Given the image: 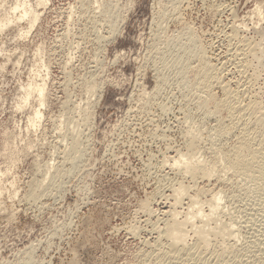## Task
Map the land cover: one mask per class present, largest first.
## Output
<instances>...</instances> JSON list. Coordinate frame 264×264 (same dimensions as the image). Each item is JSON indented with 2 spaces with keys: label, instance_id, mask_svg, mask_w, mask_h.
Instances as JSON below:
<instances>
[{
  "label": "rangeland",
  "instance_id": "rangeland-1",
  "mask_svg": "<svg viewBox=\"0 0 264 264\" xmlns=\"http://www.w3.org/2000/svg\"><path fill=\"white\" fill-rule=\"evenodd\" d=\"M0 26V264H264V184L233 164L264 140V0H0ZM215 195L232 233L170 244Z\"/></svg>",
  "mask_w": 264,
  "mask_h": 264
},
{
  "label": "bare ground",
  "instance_id": "bare-ground-1",
  "mask_svg": "<svg viewBox=\"0 0 264 264\" xmlns=\"http://www.w3.org/2000/svg\"><path fill=\"white\" fill-rule=\"evenodd\" d=\"M16 8V7H15ZM17 9V8H16ZM15 9V10H16ZM14 10V11H15ZM25 13V12H24ZM175 17V16H174ZM8 21H9V19H8ZM3 25H5V24H3ZM1 27V26H0ZM113 31V30H112ZM111 35V34H110ZM259 52V51H258ZM263 52V51H262ZM257 53V52H256ZM201 56H204V55H201ZM262 57V56H261ZM203 58V57H202ZM206 59V58H205ZM257 61V60H256ZM202 62H203V69H208L209 68V64L208 63H206L205 62V60L204 59H202ZM208 62V61H207ZM259 64V63H258ZM262 66V65H261ZM214 67V66H213ZM209 70V69H208ZM205 74H207V73H205L204 72V76H205ZM203 76V77H204ZM257 76V75H256ZM207 78H209V75H208V77ZM206 79V78H205ZM221 79V78H220ZM217 81H219V80H217ZM220 82V81H219ZM222 82V81H221ZM208 84V83H207ZM206 84V85H207ZM225 86H226V84H225ZM92 87V86H91ZM222 87H224V86H222ZM226 88V87H225ZM93 89V88H92ZM38 91H39V93H41V89H38ZM203 92V91H202ZM209 96V95H208ZM235 101V100H234ZM254 105V104H253ZM256 105V104H255ZM40 106H43V105H40ZM216 108H218V107H216ZM238 108V107H237ZM234 109V108H233ZM255 109V108H254ZM260 112V111H259ZM261 120V119H260ZM259 120V121H260ZM240 121V120H239ZM254 122V121H253ZM261 122V121H260ZM263 122V121H262ZM221 133V132H220ZM219 135V134H218ZM217 135V136H218ZM222 135V134H221ZM249 135H250V133H249ZM252 135V134H251ZM215 136V135H214ZM223 136V135H222ZM249 138V137H248ZM248 138H244V140H242L243 141V143H241V144H238V145H240V147L239 148H241V150H242V148H247L249 145H250V139H249V141H248ZM252 140V139H251ZM257 140V139H256ZM259 140V139H258ZM237 141V140H236ZM241 141V140H240ZM263 141V142H262ZM261 142L262 143H260V144H257L258 145V148H257V150H255V151H251V149L250 148H247L246 150H245V152H249L248 150L250 149V153L247 155H245V156H240L241 154H242V152H238L236 149H234V150H236V154L234 155V152H233V157H235V160L233 161V164L234 163H236L237 165H238V167L239 168H246L245 169V172H249V174L250 173H253V175L256 173V177H257V179L258 180H260L259 182H261V183H263L264 184V173H263V171H262V167H261V165L259 164V163H254V158L253 157H256V155L258 154V153H260V152H263V150H264V140H262ZM254 142V141H253ZM238 145H236L235 147H237ZM252 145V144H251ZM251 147V146H250ZM232 149V150H233ZM190 150V149H189ZM229 151V150H228ZM227 151V152H228ZM231 151V150H230ZM230 151L228 152V154L230 153ZM240 151V150H239ZM243 151V150H242ZM219 153H220V151H219ZM232 153V152H231ZM237 153L238 154H240V155H237ZM243 153H244V151H243ZM180 154V153H179ZM185 154V153H184ZM179 155V157H178V159L176 158V159H174L175 160V162H183V164L182 165H184V172L186 171L190 176H193V177H195V176H197V175H200V176H203V177H207V178H211V170H213V169H211V166L210 165H208L209 163H206L205 161H202V162H198L197 160H196V162H194L193 161V155H194V153H193V151L192 150H190L187 154H185V155ZM224 154V153H223ZM230 155V154H229ZM229 155H227L228 157H229ZM232 155V154H231ZM243 155V154H242ZM184 156H186V158L185 159H183V157ZM226 156V157H227ZM176 157V156H175ZM221 157V156H220ZM223 157H225V155L223 156ZM227 157V159H229V158H231V157H229L228 158ZM173 159V158H172ZM183 159V160H182ZM226 159V158H225ZM226 159V160H227ZM229 162H231V159L230 160H228ZM228 161H226V162H228ZM174 162V163H175ZM228 162V163H229ZM211 164V163H210ZM180 165V164H179ZM213 168H214V166H212ZM182 168V169H183ZM217 168V167H216ZM215 169V168H214ZM183 172V173H184ZM211 174V175H210ZM255 176V175H254ZM255 178V177H254ZM216 179H217V177H216ZM194 181V180H193ZM198 181V180H197ZM194 184V183H193ZM208 184V183H207ZM262 184V185H263ZM260 185V184H259ZM194 186V185H193ZM207 188V187H206ZM211 188V187H210ZM209 188V189H210ZM183 189V188H182ZM178 190H179V188H178ZM177 190V191H178ZM189 190V189H188ZM202 190V189H201ZM176 191V190H175ZM176 191V194H174L175 195V201L177 202V200L178 201H180V196L182 197V195H183V193H184V190H181V188H180V191H178L177 192ZM203 191H204V188H203ZM202 191V192H203ZM211 192V191H210ZM175 193V192H174ZM196 194V193H195ZM218 194V193H217ZM197 195V194H196ZM184 196V195H183ZM196 197V196H195ZM192 198V197H191ZM197 198H199L198 197V195H197ZM214 198V199H213ZM212 199L213 200H210L211 202L209 203V207H210V209L208 210L209 211V213L206 215V219H204L205 221H200V219L199 218H202V216L200 215V214H202L203 215V212H201L200 210V208L199 207H197V208H195L196 210H191V209H189V210H191V211H194V212H189V211H187L186 213H184L185 214V217H183L184 219H182L181 221L179 220V219H177V217H175L174 215H175V213L173 212V210H171L173 213H174V215L173 214H171V215H173L174 217H169L170 219H168L166 222H165V224H164V228L162 229L163 231V236H165L167 239H168V241H170V244H172V245H175L176 243L178 244H180V243H182L183 242V244H182V246L184 245V239H185V236H187L186 234L187 233H189V232H187L188 231V229H187V226L188 227H193V230H191L192 228H190L189 229V231L191 230L192 231V233H194V235H196L198 238V240L197 241H200L201 243H203L204 244V246H207V244H209L210 243V241H211V236H217V235H219L220 237L221 236H226L225 234H229V233H232L231 232V230H230V228L232 227V226H230V225H228V223L226 224L225 223V227H226V225L227 226H230V228L229 227H224V224L223 225H219L220 224V221H218L219 222V224L217 223V225H215L216 224V222H214V227L212 226H209V223L214 219L213 218V216L214 215H217V214H215V212H216V210H218L219 208L218 207H220L219 206V202L218 201H216V200H218L219 199V197L217 196V195H215V197H213ZM211 199V198H210ZM193 200V199H192ZM198 200V199H197ZM165 201V200H164ZM174 201V202H175ZM191 201V200H190ZM175 202V203H176ZM196 202V201H195ZM197 203V202H196ZM192 204V203H191ZM195 204V203H194ZM196 206V205H195ZM198 206V205H197ZM193 207V206H192ZM198 208L200 209V210H198ZM156 210V209H155ZM188 210V209H187ZM170 211V212H171ZM167 212V211H166ZM156 213V212H155ZM169 213V212H168ZM217 213V212H216ZM187 214V215H186ZM244 214V213H243ZM197 216H199V218L197 217ZM219 216V215H218ZM218 216H216V217H218ZM215 217V216H214ZM215 217V218H216ZM254 217V216H253ZM160 218V217H159ZM192 218H195V220L198 218V220H199V222H201V224L199 223V226H198V223H197V225H196V223L195 222H193L192 223ZM203 218H204V215H203ZM203 218H202V220H203ZM234 218V217H233ZM161 219V218H160ZM232 219V218H231ZM235 219V218H234ZM211 220V221H210ZM216 220V219H215ZM218 220V219H217ZM254 220V219H253ZM193 221H194V219H193ZM210 221V222H209ZM160 222V221H159ZM209 222V223H208ZM237 222V221H236ZM154 223V222H153ZM223 223V222H222ZM233 223H235V222H233ZM231 224V223H230ZM211 228V229H210ZM233 229V228H232ZM263 231V230H262ZM139 232V231H138ZM158 234H159V232H158ZM191 234V233H190ZM255 234V233H254ZM190 236V235H189ZM228 237V236H227ZM187 238V237H186ZM213 238V237H212ZM226 240V239H225ZM229 240V239H228ZM147 241V240H146ZM150 242V241H149ZM199 242V243H200ZM164 243V242H163ZM161 244V243H160ZM187 245V244H186ZM157 246H158V244H157ZM180 246V245H179ZM171 247V246H170ZM177 248V247H176ZM183 248V247H182ZM185 249V248H184ZM261 251V250H260ZM160 253V252H159ZM174 253V252H173ZM165 254H167V253H165ZM155 258V257H154ZM157 258V257H156ZM170 258V257H169ZM168 258V259H169ZM189 259V258H188ZM190 260V259H189ZM156 262V261H155ZM171 262V261H170ZM193 264V263H192Z\"/></svg>",
  "mask_w": 264,
  "mask_h": 264
}]
</instances>
